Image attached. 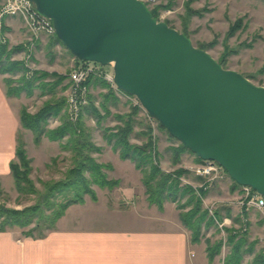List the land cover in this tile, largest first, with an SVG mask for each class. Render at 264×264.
<instances>
[{
    "label": "rangeland",
    "instance_id": "rangeland-1",
    "mask_svg": "<svg viewBox=\"0 0 264 264\" xmlns=\"http://www.w3.org/2000/svg\"><path fill=\"white\" fill-rule=\"evenodd\" d=\"M144 1L150 11H156L158 22L166 23L187 36L196 48L200 50L203 48V51L209 53L219 64L223 62L225 69L237 72L252 84L264 88V0H194L190 6L188 5L190 0ZM3 5L4 1L0 0V41L7 44L9 49L23 48L15 52L12 59L23 64L25 78L31 80L37 72L47 73L53 75L43 81V84L48 85L57 82L58 77L65 78L53 92L49 89L37 88L32 96L24 92L18 97H10L11 105L19 119L22 109L35 115L46 102L64 100L61 115L50 118L47 129L59 128L66 118L73 125H77L82 116L85 133L89 137L87 140L97 148L90 153L92 158L97 164L108 167L104 172L109 179L117 180V176L123 178V180L118 179L119 186L112 190L94 187L98 197V203L94 202L97 204V209L104 207L108 212L130 217L126 224H136L134 218L137 217L150 219L153 222L152 226H163L160 220L163 218L162 212L156 206L149 205L142 178L137 177L129 181L125 175L120 174V168L112 165L116 162L110 161L112 155L119 156V153L114 152L106 137L116 133L117 126L122 125L117 116L130 114L133 107L137 106L140 111L135 116V132L130 138L131 144L142 145L146 142L148 137L140 134L148 133L151 128L154 152L157 154L160 168L166 174H173L179 169L188 171V174L180 178V186L192 187L201 199L203 208L214 220V224L202 226L200 243L191 242L198 250H202V257L207 261L203 260V263L210 264L207 245L215 246L221 243L220 250L211 264H225L233 248L229 244L231 233L237 236L235 242H244V251H250L249 254H245L242 264L251 263L257 255L264 256V215L256 208L248 206V195L243 187H237L224 169L218 180L199 177L195 173L199 163H196V157L189 152L179 157L180 163L174 164L175 154L172 149L179 147L180 142L173 140L169 133L148 115L136 97L126 95L116 87L112 65L79 62L58 41L54 31L39 27L32 29L19 15L2 14ZM189 8L200 11V14H188ZM9 20H14L11 21L12 25H9ZM237 22L240 28L234 34H230L231 27ZM84 69L93 73L80 88H77L72 76ZM0 77L5 88L6 78H12L15 80V86H18L21 74L12 76L0 74ZM91 77L93 80L103 79L109 84V88L100 85L98 81L92 80L89 83ZM109 93H112L113 97L107 98ZM71 95H76L78 100L79 115L76 121H72L69 116ZM91 103L99 112L97 116L87 111ZM74 110L77 112L76 108ZM18 137L24 145L28 158L32 161L30 178L37 190H43V183L59 181L65 177V173L73 165L74 157L71 151L62 148L67 142V137L63 141L53 142L43 136L40 142L36 143L35 135L23 128L19 130ZM139 173L141 174L140 171ZM128 188L132 189L130 194H126L129 193ZM86 200L93 202L89 197H86ZM37 201L36 195H20L15 189L12 176L0 178V206L23 209L34 205ZM185 201L182 200V203ZM166 205H171L169 213L180 214L176 203L166 202L164 208ZM187 211L189 209L185 212ZM140 223L142 222L137 224ZM141 226H148V222H144ZM46 228L43 227L44 234L50 231ZM29 229H24L23 232ZM34 236L40 235L36 232Z\"/></svg>",
    "mask_w": 264,
    "mask_h": 264
},
{
    "label": "water",
    "instance_id": "water-1",
    "mask_svg": "<svg viewBox=\"0 0 264 264\" xmlns=\"http://www.w3.org/2000/svg\"><path fill=\"white\" fill-rule=\"evenodd\" d=\"M77 59L114 83L203 161L264 197V88L225 69L138 0H28Z\"/></svg>",
    "mask_w": 264,
    "mask_h": 264
},
{
    "label": "trees",
    "instance_id": "trees-1",
    "mask_svg": "<svg viewBox=\"0 0 264 264\" xmlns=\"http://www.w3.org/2000/svg\"><path fill=\"white\" fill-rule=\"evenodd\" d=\"M193 2L194 0H190L188 5L190 6ZM151 13L153 18L157 20L156 11L151 10ZM187 13L194 15L200 14V11L189 8ZM238 28H240V25L237 22L231 27L230 34H234ZM22 49L21 47L9 49L7 44L0 41V74L9 76L21 74L18 86H15V80L12 78L4 80L6 96L8 98L18 97L24 92L28 96H32L37 88L41 90L49 89L50 92H53L65 78L58 77V81L53 84H43L45 79L53 75L37 72L31 80L26 79L23 64L12 59L15 52ZM220 64L224 67L223 62H220ZM92 78L89 79V83L93 80ZM93 81H98L100 85L109 88V84L103 79H94ZM126 95L132 97V95ZM110 96H112V93H109L107 98H110ZM63 108L64 100L59 99L55 102H46L35 115L29 114L26 109L21 110L20 124L24 130H29L35 135L36 143L40 142L43 136L48 137L53 142L63 141L67 137V142L62 145V148L71 151L74 155L73 165L67 170L63 179L43 183V190H37L30 178L32 161L28 158L24 145L18 137L16 159L10 163L15 189L20 195H36L38 201L34 205L23 209H10L0 206V232L10 229L24 230L30 228L23 233L25 236L31 237L37 232L40 235L39 237H42L45 235L44 226L47 227V230H55L58 221L65 216L72 206L85 205L86 197L91 198L93 202H98L94 187L112 190L119 186L120 182L118 180L109 179V176L104 172V169L108 167L97 164L92 158L90 153L97 148L87 140L89 137L85 133L86 129L82 116L77 125H73L66 118L59 128L55 130L47 129L49 119L60 116ZM87 111L95 116L99 114L92 103ZM139 111L140 108L135 106L132 113L117 116L122 125L117 126L116 133L107 136L106 140L112 145L114 152L119 153L121 160L131 161L136 170L141 172L142 184L146 190L149 205L156 206L163 213L166 202L176 203L180 211L179 218L182 225L191 232L192 244H198L200 243L202 226L205 224L210 226L214 224V220L209 217V212L203 208L202 201L197 196L196 191L190 186H180V178L188 174V171L179 169L173 174H166L160 168L157 162V154L154 152V139L151 128L148 133L140 134V136L146 135L148 137L146 142H143L142 145L131 144L130 138L135 132V116L138 115ZM160 127L165 129L161 125ZM170 137L178 141L171 135ZM172 151L175 154L174 164L180 163L179 157L182 154L186 152L193 154L181 143L179 147L172 149ZM193 155L196 157V163H204L195 154ZM109 169L111 170L110 167ZM234 183L237 187H241L236 182ZM200 191L203 192V190ZM184 199L186 201L182 203ZM186 209H189V211L185 212ZM229 237V244L233 248L225 264H242L245 254H249L250 251H244L243 241L235 242L237 236L234 233H231ZM221 245V243L215 246L207 245V256L210 264L218 254ZM249 264H264V256L257 255Z\"/></svg>",
    "mask_w": 264,
    "mask_h": 264
},
{
    "label": "crops",
    "instance_id": "crops-1",
    "mask_svg": "<svg viewBox=\"0 0 264 264\" xmlns=\"http://www.w3.org/2000/svg\"><path fill=\"white\" fill-rule=\"evenodd\" d=\"M21 128L0 77V178L12 176L10 163L16 159ZM112 156V165L129 181L142 178L131 161ZM170 206L161 213L163 226L156 227L148 218L136 217V224H126L130 217L97 209L86 200L84 206L71 207L56 229L42 237L25 236L20 229L0 232V264H204L202 250L191 244L190 232L179 213L168 212ZM144 222L148 226H141Z\"/></svg>",
    "mask_w": 264,
    "mask_h": 264
},
{
    "label": "built area",
    "instance_id": "built-area-1",
    "mask_svg": "<svg viewBox=\"0 0 264 264\" xmlns=\"http://www.w3.org/2000/svg\"><path fill=\"white\" fill-rule=\"evenodd\" d=\"M2 1H4L2 14L19 15L20 17L26 20L27 24L30 25L32 29L39 27V29H47L55 32L52 22L49 19L40 15L32 2L28 0ZM138 1H141L145 4L144 0ZM91 73L93 72L87 69L76 72L72 76L76 87L80 88ZM69 106L71 110L69 112V116L71 117L72 121H76L77 116L79 115L78 100L76 95L70 96ZM74 108L77 109V112L74 110ZM221 171H224L223 168L218 163L213 161H204V163L199 164L197 166L196 172L194 169V172L199 177L204 178L206 180L212 179V181L218 180L220 178ZM243 189L245 192H247L248 195V206L256 208L264 215V197L260 196L250 187H243Z\"/></svg>",
    "mask_w": 264,
    "mask_h": 264
}]
</instances>
